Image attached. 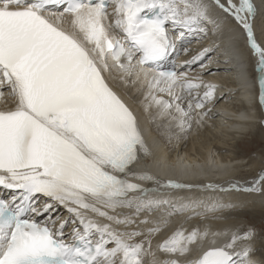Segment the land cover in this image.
<instances>
[{"label": "snow or ice", "instance_id": "1", "mask_svg": "<svg viewBox=\"0 0 264 264\" xmlns=\"http://www.w3.org/2000/svg\"><path fill=\"white\" fill-rule=\"evenodd\" d=\"M257 13L252 0H0V264H264V144L252 179L162 181L134 170L152 149L115 90L140 86L179 140L215 95L202 42L238 32L258 57L264 116ZM178 42L185 70H164Z\"/></svg>", "mask_w": 264, "mask_h": 264}, {"label": "bare ground", "instance_id": "2", "mask_svg": "<svg viewBox=\"0 0 264 264\" xmlns=\"http://www.w3.org/2000/svg\"><path fill=\"white\" fill-rule=\"evenodd\" d=\"M252 2L258 7L257 15L252 18L253 29L260 36L264 34V13L259 11L260 0ZM112 23L114 24V20ZM212 41L218 45L212 46L215 49L210 54L212 62L202 77L205 82L216 85L213 102L207 105L211 112L206 118L207 123L202 127H197L193 119L191 130L184 133L179 140L176 139L175 125L161 120L154 107L149 110L151 115L144 111V95L141 94L140 86H117V91L138 115L142 133L152 149V155L141 154L135 171L154 174L162 181L174 178L193 183L252 179L259 171L260 155L247 157L240 151L233 150V144L241 143L245 135L250 134L252 141L264 142V130L258 126L259 121L264 119L258 106V57L238 32L224 31L222 34L210 36L202 43L208 46ZM190 46L194 49L200 48V43L193 40ZM181 47L178 42V53L182 55L177 56L171 63L169 57H166L159 62L160 66L167 65L177 71L179 66L174 61L182 63L188 56L180 51ZM183 70L185 69L178 72ZM187 71L196 73L199 65H193ZM245 74L247 79L244 78ZM146 91L145 88L144 94ZM164 98L169 99L167 94H164ZM3 103L4 100L1 99L0 104ZM184 106L187 107L186 101ZM190 111L193 117L197 116L198 110ZM258 134L261 137H256ZM2 191L6 198H10L11 193L8 190L2 188ZM57 215L68 214L61 208ZM231 223V219L213 221L211 226L213 230H223L225 225ZM155 244L156 241L153 247Z\"/></svg>", "mask_w": 264, "mask_h": 264}, {"label": "rangeland", "instance_id": "3", "mask_svg": "<svg viewBox=\"0 0 264 264\" xmlns=\"http://www.w3.org/2000/svg\"><path fill=\"white\" fill-rule=\"evenodd\" d=\"M259 134L256 137H261ZM242 139L243 140L241 143H239V144L234 143L233 144L234 145L233 150L240 151L243 155H245L247 157H248V155L249 156H251V155L254 156L255 154L260 155L261 146H262V144H264V142H258V141H254V140L252 141V137L250 134L245 135ZM249 219H255L258 222V216L257 217H249Z\"/></svg>", "mask_w": 264, "mask_h": 264}]
</instances>
